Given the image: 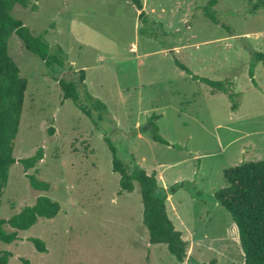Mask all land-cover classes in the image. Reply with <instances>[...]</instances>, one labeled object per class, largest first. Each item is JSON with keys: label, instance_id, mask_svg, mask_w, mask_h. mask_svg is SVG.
<instances>
[{"label": "rangeland", "instance_id": "374dc122", "mask_svg": "<svg viewBox=\"0 0 264 264\" xmlns=\"http://www.w3.org/2000/svg\"><path fill=\"white\" fill-rule=\"evenodd\" d=\"M261 1L215 0V23L204 14L209 0H142L154 26L128 0H29L13 8L34 35L63 48L66 65L48 67L18 35L8 38L28 85L0 218L40 195L60 204L55 217H39L1 243L11 252L8 264H244L237 227L214 195L227 186L225 169L264 160V64L251 68L253 53L264 52ZM176 59L197 76L227 82L228 93L192 79ZM82 69L88 92L107 106L94 120L63 99L58 81ZM153 115L164 142L151 138ZM39 147L43 159L25 172L20 159ZM111 147L121 160L156 172L168 216L187 242L185 262L149 242L139 185L120 190ZM27 174L50 189L34 190Z\"/></svg>", "mask_w": 264, "mask_h": 264}, {"label": "trees", "instance_id": "16d2710c", "mask_svg": "<svg viewBox=\"0 0 264 264\" xmlns=\"http://www.w3.org/2000/svg\"><path fill=\"white\" fill-rule=\"evenodd\" d=\"M139 12V19L143 24L151 22L144 11L142 0H128ZM215 0H209L204 8V14L215 23L218 19L212 12ZM264 6V2L257 3L256 8ZM16 5L28 7L29 0H0V198L5 188L10 167L16 162L13 157L14 140L17 136L27 79L20 75V68L7 51V41L12 33L18 35L24 47L29 52L39 56L46 66L64 67L66 54L61 46L51 47L44 35H34L24 22L12 15ZM36 8V7H34ZM161 25V24H160ZM145 30V31H144ZM142 29L143 33L150 34L149 29ZM256 63L264 64V52H254L251 68ZM175 64L194 80H199L213 90L228 93V84L225 81H215L200 77L177 59ZM85 70L77 72L76 79H58L63 91V99H71L73 103L90 119L94 120L93 113H108L107 106L99 99L94 98L85 84ZM253 83V71L250 70ZM233 97V94L230 96ZM235 107V105L233 106ZM153 115L148 125L151 138L164 142L159 134V128ZM97 124V122H95ZM113 171L120 175V190L132 191L134 182L139 185L143 205V224L148 230L151 244L163 243L169 252L181 263L187 257V242L182 233L177 230L169 218L166 208L168 194L162 189L156 177V172L148 174L134 160L125 162L117 157L114 147ZM44 157L43 147H39L34 155L20 159L24 171L34 168ZM227 186L219 189L214 198L224 207L235 223L241 248L244 252V264H264V160L243 162L224 170ZM30 186L37 191H48L50 183L39 179L35 174H27ZM178 185L170 188L169 193L175 192ZM60 211V204L56 200L44 195L37 197L32 206H24L18 213L8 220L0 218V264H8L11 252L1 248V243H11L17 239V231L24 230L35 224L39 217L53 218ZM9 225L12 231H6L4 226ZM36 249L46 251L44 242L40 239H31ZM24 264H29L23 260ZM206 264V263H196Z\"/></svg>", "mask_w": 264, "mask_h": 264}, {"label": "built area", "instance_id": "2783aa9c", "mask_svg": "<svg viewBox=\"0 0 264 264\" xmlns=\"http://www.w3.org/2000/svg\"><path fill=\"white\" fill-rule=\"evenodd\" d=\"M132 51H135V49L133 48V49H131Z\"/></svg>", "mask_w": 264, "mask_h": 264}]
</instances>
